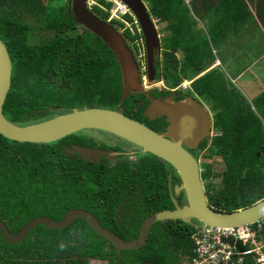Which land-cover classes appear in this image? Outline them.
I'll return each instance as SVG.
<instances>
[{"label":"trees","instance_id":"trees-1","mask_svg":"<svg viewBox=\"0 0 264 264\" xmlns=\"http://www.w3.org/2000/svg\"><path fill=\"white\" fill-rule=\"evenodd\" d=\"M70 1L0 0V38L11 60L5 117L27 125L73 108L98 106L164 131L163 116L150 120L143 115L149 103L145 94L131 92L120 100L121 76L112 51L74 21ZM143 1L162 31L160 73L165 87L153 88L151 95L165 97L183 79H193L184 93L211 101L216 133L190 150L197 159L203 150H208L204 156L212 157V162H199L209 205L233 211L257 202L264 197V89L250 103L219 67L206 69L216 59L212 45H218L223 35L238 34L239 28H254L264 35V0ZM111 5L98 0L91 11L106 20ZM194 15L205 26L199 27ZM29 16L39 28L25 20ZM122 19L110 22L123 29L136 49L141 37L138 24L129 12ZM39 30L49 35L34 38L33 32ZM119 139L128 147L99 143L82 130L49 143L15 141L0 134V220L8 231L16 233L37 215L59 220L67 210L82 208L104 227L131 239L149 214L172 208L167 187L171 165ZM71 144L121 153L113 159L86 161L67 151ZM127 149L135 151L134 158ZM178 182L173 169L171 183ZM176 199L185 202L184 192ZM196 230L180 220L157 221L145 245L118 253L82 218L63 228L38 224L14 243L0 232V264H88L89 259L107 264H185L193 256ZM258 238L264 242V223Z\"/></svg>","mask_w":264,"mask_h":264},{"label":"water","instance_id":"water-1","mask_svg":"<svg viewBox=\"0 0 264 264\" xmlns=\"http://www.w3.org/2000/svg\"><path fill=\"white\" fill-rule=\"evenodd\" d=\"M126 6L136 19L142 33L148 56L149 75L153 76L151 65L154 49L160 52L162 47L159 36L143 0H116ZM88 0H71L70 8L74 21L98 36L112 51L120 71L122 101L131 92H140L149 100L143 115L152 120L164 117L166 129L157 132L145 123L133 119L124 113L105 107L73 108L71 111L51 118L18 125L9 121L3 113V104L11 83V60L7 48L0 38V134L4 137L23 142L49 143L83 129H95L112 134L135 146L141 152L156 155L171 165L167 177V187L172 208H165L149 214L139 227L137 236L125 239L100 224L97 218L82 208H72L63 217L55 220L46 215H37L21 226L16 233L8 231L0 220V232L3 238L14 243L38 224L50 228H63L74 219L82 218L101 237L105 238L116 251L137 249L145 245L150 227L157 221L181 220L198 228L208 226H236L247 224L264 217V197L257 202L233 211H221L212 208L206 198L204 185L200 178L199 160L190 150L196 149L204 138L212 136V115L201 101L193 95L173 100L171 95L153 97L152 89L142 81L141 71L130 45L121 30L92 12ZM67 151L78 153L84 160L97 162L100 157L113 159L121 152L115 149L99 148L71 144ZM177 173L180 182L172 185V170ZM184 192L185 202L178 204L176 197ZM196 220L197 222H194Z\"/></svg>","mask_w":264,"mask_h":264},{"label":"rangeland","instance_id":"rangeland-1","mask_svg":"<svg viewBox=\"0 0 264 264\" xmlns=\"http://www.w3.org/2000/svg\"><path fill=\"white\" fill-rule=\"evenodd\" d=\"M111 2V8L109 9V16L121 19L122 14L126 12V9H120L117 5V3H120L116 0H106ZM98 0H88V7L91 9L93 4H96ZM122 4V3H121ZM194 18L198 20L197 25L199 27H202V25L205 26L206 23H203L199 21L198 17L194 15ZM35 18L33 16L27 17L25 20L29 23L33 24L32 27L39 28V23L34 20ZM153 21H155L154 18H152ZM38 23V24H37ZM128 24V23H127ZM130 25V23H129ZM158 36L159 41L161 43V37H162V31L160 29L161 24L154 23ZM244 33L242 32V36L240 37V32L238 34L231 33L227 36L223 35L221 38L222 41L218 43L214 47L213 46V52L216 53V56L221 60L220 68L225 73L226 77L231 81V83L240 91V93L247 99L248 102H252L253 99L264 89V36L263 34L258 30V32H255V30L247 28L244 29ZM41 31H34L33 36L34 38L39 37L37 35H41ZM40 33V34H38ZM44 34H46L43 31ZM47 35L49 33L47 32ZM46 35V36H47ZM209 38V37H208ZM139 54L137 58L139 59V62H141L142 66L144 64L143 58L144 55L141 51V44L140 42L137 43ZM177 56L179 57L181 53L178 51ZM143 55V56H142ZM161 66V65H160ZM211 66V65H210ZM209 66V67H210ZM208 67V68H209ZM161 68V67H160ZM143 80L145 83V76L146 72L145 70L142 71ZM163 83L165 85V79L162 78ZM187 82H182V84H187ZM147 86H150L146 83ZM197 98L206 106L208 107L211 115L213 113V110L211 108V101L209 99H206L205 97H199ZM83 133L89 135L90 137H93L97 142H104L107 145H119L122 147H128V144H126L124 141H121L119 138L117 139L113 135L106 134L103 132H99V130L95 129H83ZM216 132L213 130L212 134H215ZM127 145V146H126ZM130 154V158L133 157V153L131 152V149H127ZM208 150H203L199 155V162L200 161H207L212 162V157H206L204 155H207ZM213 165H216L214 163ZM88 264H107L106 260H95V259H89Z\"/></svg>","mask_w":264,"mask_h":264},{"label":"built area","instance_id":"built-area-1","mask_svg":"<svg viewBox=\"0 0 264 264\" xmlns=\"http://www.w3.org/2000/svg\"><path fill=\"white\" fill-rule=\"evenodd\" d=\"M117 5L128 12L123 4ZM263 223L264 217L236 226L200 225L192 235L193 256L185 264H264V242L258 238Z\"/></svg>","mask_w":264,"mask_h":264},{"label":"flooded vegetation","instance_id":"flooded-vegetation-1","mask_svg":"<svg viewBox=\"0 0 264 264\" xmlns=\"http://www.w3.org/2000/svg\"><path fill=\"white\" fill-rule=\"evenodd\" d=\"M90 9V8H89ZM91 10V9H90ZM126 25V24H125ZM126 26H129V24L128 25H126ZM139 27V26H138ZM83 28V27H82ZM84 29V28H83ZM118 29H120V30H122L123 31V29H121V28H118ZM78 30L79 31H81V28H79L78 27ZM40 31V30H39ZM138 31H140V28H138ZM42 32V34L41 35H37V36H39V37H36V38H40V37H44V36H46L47 35V32L46 31H44L46 34H44L43 33V30L41 31ZM40 32V33H41ZM40 33H38V34H40ZM140 33H141V31H140ZM139 42H140V44L142 45L141 46V51H142V54L144 55V60H143V62H144V64H143V66H142V64H141V62H139V59L137 58V60H138V65H139V67H140V71H141V77H142V80H143V75H142V71H144L145 70V72H146V78L148 77V75H149V65H148V56H147V51H146V48H145V45H144V40H143V37H142V33H141V37H139ZM130 44V43H129ZM133 49V51L136 53V55L138 56V52H139V50L138 49H135V48H132ZM142 55V56H143ZM161 55H162V50L160 51V52H156V50L154 49V52H153V54H152V59H151V65H152V67H153V76L152 77H150V82H146V78H145V84L147 83V84H149L150 86H148L149 88H151V89H153V88H155V87H165V85H164V83H163V80H162V75H161V73H160V65H161ZM158 71V72H157ZM144 81V80H143ZM168 95H171L172 96V99L173 100H178V99H181V98H183V97H185L186 95H190V94H185L184 93V91L183 90H175V91H172L170 94H168ZM167 95V96H168ZM194 96V95H193ZM156 97H163V96H161V95H159V96H156ZM196 99H198L197 98V96H194ZM199 100V99H198ZM200 101V100H199ZM213 131V130H212ZM132 153H134L135 151H131ZM181 194V193H180ZM178 202V201H177ZM184 203V201H182V203L181 204H183ZM179 204V203H178ZM180 204V205H181ZM166 221V220H165ZM164 221V222H165ZM179 220H177V221H174L175 223H177ZM181 221V220H180ZM103 261V260H102Z\"/></svg>","mask_w":264,"mask_h":264},{"label":"clouds","instance_id":"clouds-1","mask_svg":"<svg viewBox=\"0 0 264 264\" xmlns=\"http://www.w3.org/2000/svg\"><path fill=\"white\" fill-rule=\"evenodd\" d=\"M125 6V5H124ZM126 7V6H125ZM128 10V9H127ZM128 12L131 14V12L128 10ZM132 15V14H131ZM133 16V15H132ZM112 19V18H111ZM133 19H135L134 17H133ZM106 20H109L110 21V19H106ZM153 20V19H152ZM135 21H136V19H135ZM135 23H137V21L135 22ZM154 23H156L155 21H154ZM129 24V23H128ZM121 32H122V30H121ZM128 42V41H127ZM139 42V41H138ZM130 42H128V44H129ZM130 45V47H131V49L132 48H134L133 47V45L130 43L129 44ZM139 47H137L136 49H138ZM132 52H133V54H134V56H135V59H136V61H137V63H138V60H137V55H136V53L133 51V49H132ZM140 68V67H139ZM205 71H203V72H201L200 74H202V73H204ZM199 74V75H200ZM193 79H183L181 82H180V84H178V86H176V87H174V88H172L171 90L172 91H175V90H183V91H185V89L187 88V87H189V85H190V83H191V81H192ZM143 81V80H142ZM187 81H189V83H187V84H185L184 85V87L182 86V82L184 83V82H187ZM143 83H144V81H143ZM145 84V83H144ZM146 85V84H145Z\"/></svg>","mask_w":264,"mask_h":264},{"label":"crops","instance_id":"crops-1","mask_svg":"<svg viewBox=\"0 0 264 264\" xmlns=\"http://www.w3.org/2000/svg\"><path fill=\"white\" fill-rule=\"evenodd\" d=\"M187 2H188V0H186ZM247 23H250V20L248 19L247 20ZM250 29H254V28H250ZM238 32H240V37L242 36V32L244 33L245 31H244V29H240L239 28V30H238ZM237 32V33H238ZM256 32V31H255ZM258 32V31H257ZM262 36H264V35H262ZM220 65H221V60L218 58V56H216V59H215V61L211 64V66L209 67V68H207L206 70H208V69H211V68H214V67H219L220 68ZM221 69V68H220ZM96 260V259H95Z\"/></svg>","mask_w":264,"mask_h":264}]
</instances>
